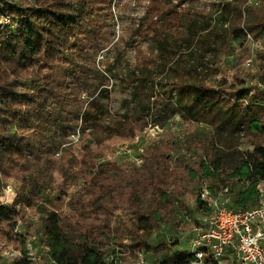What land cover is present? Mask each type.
I'll use <instances>...</instances> for the list:
<instances>
[{
	"label": "rangeland",
	"instance_id": "374dc122",
	"mask_svg": "<svg viewBox=\"0 0 264 264\" xmlns=\"http://www.w3.org/2000/svg\"><path fill=\"white\" fill-rule=\"evenodd\" d=\"M88 1L70 46L52 41L68 39L52 23L41 33L57 55L21 39L3 54L1 68L23 55L36 63L0 80V207L16 211L0 220V264H58L43 241L50 213L108 264H173L163 243L190 251L208 203L261 199L264 132L239 98L263 72L264 37L244 11L260 0ZM36 85L50 116L16 95Z\"/></svg>",
	"mask_w": 264,
	"mask_h": 264
},
{
	"label": "trees",
	"instance_id": "16d2710c",
	"mask_svg": "<svg viewBox=\"0 0 264 264\" xmlns=\"http://www.w3.org/2000/svg\"><path fill=\"white\" fill-rule=\"evenodd\" d=\"M5 0H0V2H4ZM90 1L88 0H14V4L10 6L0 7V10L6 14L14 15L18 18L15 26L13 28L8 27H0V63L5 62L8 63L11 61L9 57H3V54H6L8 51L12 56H15L18 53L17 49L14 48L12 39H21L26 40V47L33 41H43L47 40V45L50 42L49 37L41 38V33L46 31V34L53 33L54 31L50 29L49 24H53L58 27L59 32H63L64 35L68 36L66 42L61 40V36H57L58 38L52 39V41L57 42V47H65L70 40V37L73 36L70 32L75 34V30L77 26L84 20L88 19L90 14L87 12V6ZM63 10H66L65 12ZM245 13L249 16V26L250 29L256 31L259 35L264 37V0H260V5L257 7L255 3H249L245 5L244 8ZM68 33V34H67ZM58 35V34H57ZM59 41H61L59 43ZM44 48L43 53L46 58L50 56L57 55V49L54 54L51 55V42L50 44ZM264 48V44L262 45ZM35 47H32L31 53L33 54L36 50ZM41 51L40 49H37ZM38 52V51H36ZM258 57L260 58L262 65V75L259 77V83L253 87V89H246L244 94L239 97L243 102V105H240L245 114L244 116H248V120L252 128L256 129L258 132H264V119H262L263 115V104H264V52L259 53ZM17 63L14 64H5V67H0V80H4L6 82L7 73L16 74L17 66L20 65L21 68L29 65H33L34 60L29 57L26 58L25 55L21 56L19 60L15 59ZM40 87V85H39ZM38 85L34 87V90L31 94L27 95L26 93H17V96L23 98V100L31 101L33 104H38V107L42 112L50 116L51 111L48 105V98L43 97L42 93H44L46 88L39 89ZM195 91H200V89L195 88ZM140 94L141 92L138 91ZM137 93V94H138ZM3 94H6V91L0 87V99L3 101ZM46 95L49 97L50 91L46 92ZM39 100H44L39 101ZM248 103V104H247ZM194 101L191 103L188 100L184 101V106L192 107ZM243 118V116H242ZM242 121H238L237 124ZM12 132V131H11ZM14 137V136H13ZM17 146H15V150ZM14 154V153H13ZM261 164H255L254 167H259ZM251 166L248 164L244 167L243 173H248L249 168ZM255 186H253V189ZM258 194L254 191V193H246L241 196L236 201V205L230 207L234 209H245L248 207H252L257 205H248V202H256L258 200ZM16 214L15 210H10L7 212L5 207H0V220L10 219L13 215ZM49 218L46 219L45 228H44V236L43 241L50 248V255L52 259L58 264H108L104 260L101 254L97 252H92L89 250V247L86 249L79 251V248H76L72 239L67 238V231L62 229L59 226L58 216L55 213L48 214ZM67 233V234H66ZM68 241L74 248L69 249L67 247ZM165 248H167L170 252L174 253V258L172 260L173 264H189L188 262L194 259L191 251H173L175 245H169L163 243ZM170 256V255H169Z\"/></svg>",
	"mask_w": 264,
	"mask_h": 264
},
{
	"label": "built area",
	"instance_id": "2783aa9c",
	"mask_svg": "<svg viewBox=\"0 0 264 264\" xmlns=\"http://www.w3.org/2000/svg\"><path fill=\"white\" fill-rule=\"evenodd\" d=\"M14 0L0 2L10 6ZM18 18L0 10V27L13 28ZM252 57L246 60L251 65ZM261 199L255 206L234 209L227 203L214 200L205 225L198 226L191 241V264H202L206 256L221 263L226 257L231 264H264V184L260 187ZM208 191L202 194L205 199ZM153 264V263H145Z\"/></svg>",
	"mask_w": 264,
	"mask_h": 264
}]
</instances>
